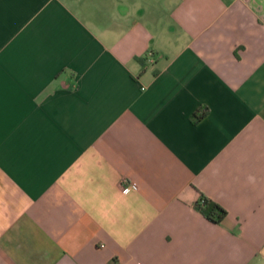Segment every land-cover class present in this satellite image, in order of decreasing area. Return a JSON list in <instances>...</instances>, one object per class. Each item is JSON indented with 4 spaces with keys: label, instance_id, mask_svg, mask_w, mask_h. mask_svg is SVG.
I'll list each match as a JSON object with an SVG mask.
<instances>
[{
    "label": "crops",
    "instance_id": "1",
    "mask_svg": "<svg viewBox=\"0 0 264 264\" xmlns=\"http://www.w3.org/2000/svg\"><path fill=\"white\" fill-rule=\"evenodd\" d=\"M0 264H264V0H0Z\"/></svg>",
    "mask_w": 264,
    "mask_h": 264
},
{
    "label": "trees",
    "instance_id": "2",
    "mask_svg": "<svg viewBox=\"0 0 264 264\" xmlns=\"http://www.w3.org/2000/svg\"><path fill=\"white\" fill-rule=\"evenodd\" d=\"M204 111L200 110L193 114V118L198 120ZM193 207L208 221L218 223L226 214V211L216 202L200 194L194 202Z\"/></svg>",
    "mask_w": 264,
    "mask_h": 264
},
{
    "label": "built area",
    "instance_id": "3",
    "mask_svg": "<svg viewBox=\"0 0 264 264\" xmlns=\"http://www.w3.org/2000/svg\"><path fill=\"white\" fill-rule=\"evenodd\" d=\"M144 60L148 63H151L153 61L152 53L150 51H147L145 53ZM120 187L124 193L137 189V185L135 182L127 181L125 179L121 181Z\"/></svg>",
    "mask_w": 264,
    "mask_h": 264
}]
</instances>
